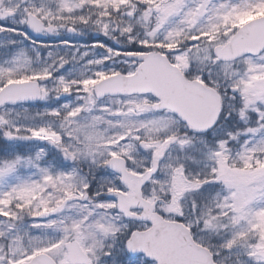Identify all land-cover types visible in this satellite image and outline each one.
<instances>
[{"label": "snow or ice", "instance_id": "obj_1", "mask_svg": "<svg viewBox=\"0 0 264 264\" xmlns=\"http://www.w3.org/2000/svg\"><path fill=\"white\" fill-rule=\"evenodd\" d=\"M0 264H264V0H0Z\"/></svg>", "mask_w": 264, "mask_h": 264}]
</instances>
